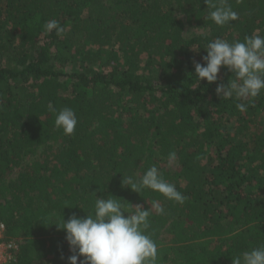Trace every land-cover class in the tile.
Here are the masks:
<instances>
[{"label": "trees", "instance_id": "obj_1", "mask_svg": "<svg viewBox=\"0 0 264 264\" xmlns=\"http://www.w3.org/2000/svg\"><path fill=\"white\" fill-rule=\"evenodd\" d=\"M227 3L238 19L218 26L205 0H0V221L18 244L9 264H68L65 231L49 223L86 217L98 198L125 216L149 210L157 264H232L264 244V90L251 103L222 99L217 84L235 74L195 76L209 42L264 36V0ZM52 19L59 36L44 31ZM185 22L210 32L186 39ZM49 103L74 110L71 136ZM170 152L174 171L159 167ZM152 166L183 204L122 183Z\"/></svg>", "mask_w": 264, "mask_h": 264}, {"label": "clouds", "instance_id": "obj_2", "mask_svg": "<svg viewBox=\"0 0 264 264\" xmlns=\"http://www.w3.org/2000/svg\"><path fill=\"white\" fill-rule=\"evenodd\" d=\"M212 9L209 18L218 26H224L238 19L227 0H205ZM45 33L55 30L59 36L64 28L59 21L52 19L44 24ZM206 55L202 57L204 64L195 63V76L200 82L208 83L218 80L221 67L235 74L231 83H218L216 94L222 99L252 102L264 90V36L253 34L245 36L243 42L228 41L216 38L209 42ZM237 109L245 111V103H237ZM48 110L54 114V126L63 130V134L71 136L77 125V117L72 108L64 107L57 110L51 103ZM176 153L170 152L168 160L174 161ZM122 183L132 190L140 192L144 188L161 193L165 198L184 203L186 197L176 190L175 185L166 182L156 166L150 167L138 182L132 177H124ZM153 208L157 214L164 209L159 204ZM118 200L98 198L94 212L86 217L73 214L68 220L56 224L58 229L65 231V240L72 255L67 257L68 264H157L158 248L151 236L146 234L149 228L148 209L135 205L132 214L124 215ZM82 258V259H81ZM232 264H264V244L245 251L233 258Z\"/></svg>", "mask_w": 264, "mask_h": 264}, {"label": "rangeland", "instance_id": "obj_3", "mask_svg": "<svg viewBox=\"0 0 264 264\" xmlns=\"http://www.w3.org/2000/svg\"><path fill=\"white\" fill-rule=\"evenodd\" d=\"M174 9H175V15L177 17H179L180 19H182L183 21H185L184 14L177 8L176 4H174ZM209 32H210L209 28L202 27L201 25L197 24L196 22H192V23H186L185 22V25H184V28L182 31V36L187 39V38H190L192 36H196L199 34H207ZM85 64L86 65L88 64L89 66H95V68H97V63H92V62L87 63L86 62ZM40 150H41V148H39L34 153H32L28 157L29 160L37 158L40 155ZM159 164H160L159 167H161V168H166V169H170V170L174 171L176 169V166H177V160L176 159L174 161L165 160ZM161 239L164 240L165 242H167L169 240V236L166 234H163Z\"/></svg>", "mask_w": 264, "mask_h": 264}, {"label": "built area", "instance_id": "obj_4", "mask_svg": "<svg viewBox=\"0 0 264 264\" xmlns=\"http://www.w3.org/2000/svg\"><path fill=\"white\" fill-rule=\"evenodd\" d=\"M17 248L16 240L5 237V225L0 221V264H9L14 261Z\"/></svg>", "mask_w": 264, "mask_h": 264}]
</instances>
